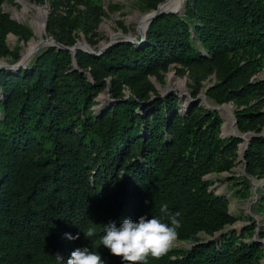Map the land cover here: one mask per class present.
<instances>
[{"label": "trees", "instance_id": "obj_1", "mask_svg": "<svg viewBox=\"0 0 264 264\" xmlns=\"http://www.w3.org/2000/svg\"><path fill=\"white\" fill-rule=\"evenodd\" d=\"M137 1L151 10L163 0ZM183 7L154 17L142 43H112L99 54L48 45L26 66L0 68V264H61L57 254L66 264L85 246L105 264H124L100 244L104 225L161 216L165 203L181 213L177 240L192 245L147 264L264 259V227L254 222L215 238L198 236H213L236 220L228 197L211 191L206 175L229 171L242 139L221 135L222 117L199 102L183 109L173 92L152 98L147 77L171 64L214 69L207 95L234 102L238 130L258 132L263 113L249 101L264 90V79L252 78L264 63V0H187ZM48 28L59 43L74 42L70 18L63 25L52 16ZM9 32L31 35L0 6V58L11 54ZM237 55L243 62L233 61ZM107 77L112 99L93 113ZM242 155L246 174L264 178V136H251ZM241 184L248 195L249 179ZM256 207L264 213V196ZM90 227L96 235L87 238Z\"/></svg>", "mask_w": 264, "mask_h": 264}, {"label": "rangeland", "instance_id": "obj_2", "mask_svg": "<svg viewBox=\"0 0 264 264\" xmlns=\"http://www.w3.org/2000/svg\"><path fill=\"white\" fill-rule=\"evenodd\" d=\"M89 2L91 0H2L0 5L1 10L7 13L9 18L26 25L31 30V35L29 38L24 39L13 32H9L6 42L8 48L11 50V54L0 58V63L5 62L12 65L22 60L21 66H26L40 49L51 45V43H59L50 34L48 28V22L52 16L59 18L63 25H65L66 18H70L76 25V28L71 33L74 42L66 46L77 45V49L99 51L110 42L116 43L128 40L138 43L142 41L144 37L142 33L146 30V27H142V22L144 18L150 16V10L142 9L137 0H98V8H91L88 4ZM181 4L180 6L184 5V0ZM40 11L44 12L42 36L46 40L51 39V43L48 42L41 45L42 47L39 46L34 51L37 52H33L27 58L24 57L26 47L34 39L40 41L41 35L36 32L35 24H33L35 18H38ZM238 60L243 62L239 55L233 58V61ZM9 68L15 69L14 67ZM147 77L152 84V89L149 91L152 98L157 95L163 96L173 92L180 97V106L183 109L193 103L199 102L203 107L218 112L223 119L221 135L228 136L231 133L224 134V117L215 106H229L231 108L233 118L228 121L227 128L235 127L239 134L242 135L247 134L250 136L251 133H258L264 136V124L261 125L258 132H254V130L241 132L238 130L234 114L236 104L232 101L218 103L207 95L209 86L214 85L216 82V72L214 69L210 72L207 68L204 69L203 67L189 70L182 68L179 64H171L167 69L159 70L158 73L152 72ZM89 78L91 77L89 76ZM252 78L264 79V63ZM109 81L110 79L107 77L104 89L95 97V104L92 107L93 113H98L103 106L111 101ZM194 91H196V94L192 95ZM131 93L132 90L130 88H124L126 96L131 95ZM249 104L255 105V107L260 109L263 113L262 119L264 120V90L259 97L251 98ZM242 106L244 105L240 107ZM240 144L241 146L245 145L243 139L239 143V155L236 163L229 171L212 172L206 175V177L213 181L210 185V190L228 197L229 212L236 217V220L231 225H226L223 229L215 232L213 236L199 232L198 236L201 239L207 240L218 237L220 233L225 232L229 228L240 229L243 225L250 222L256 223L257 228L264 227V213L260 212L256 207L260 198L264 196V178L257 179L246 174L242 161L243 150L241 151ZM245 178L249 179L250 190L246 196L242 195L243 185L241 184ZM254 238L259 239L256 234ZM191 245L192 242L190 241L176 239L172 248H188Z\"/></svg>", "mask_w": 264, "mask_h": 264}, {"label": "clouds", "instance_id": "obj_3", "mask_svg": "<svg viewBox=\"0 0 264 264\" xmlns=\"http://www.w3.org/2000/svg\"><path fill=\"white\" fill-rule=\"evenodd\" d=\"M160 213L161 216L153 215L151 219L147 215L140 216L138 221L124 219L119 226L114 221L104 225L100 244L108 248L112 255L121 257L124 264H147L149 257L157 260L164 257L178 237L177 230L181 227L178 218L181 213L170 212L166 203L160 206ZM84 234L87 238H92L96 232L90 227ZM64 235L68 240L80 238L79 234ZM56 258L63 264L64 258L60 254ZM66 264H105V261L99 252L85 246L72 251Z\"/></svg>", "mask_w": 264, "mask_h": 264}, {"label": "bare ground", "instance_id": "obj_4", "mask_svg": "<svg viewBox=\"0 0 264 264\" xmlns=\"http://www.w3.org/2000/svg\"><path fill=\"white\" fill-rule=\"evenodd\" d=\"M181 3H183V0H166L163 3L162 8L163 9H168V10H179L180 5H182ZM149 14H151V13L149 12ZM148 19H149V17L144 18V20L142 22V27L143 28L146 27ZM43 23H44V12L40 11V14L38 15V18H35V21L33 23V24H35L36 32L41 35L40 41H37V40L34 39L32 42H30L29 46L26 47V50L24 51V57L29 58L39 46H41L43 44H46L48 42L51 43L50 42L51 39L46 40L44 38V36H42ZM75 46H77V45H75ZM36 52H34V53H36ZM1 63H5V62H1ZM215 107H216V109H218L221 112L222 116L224 117V121H225V123H224V134L239 133L235 127H233V128H229V127L227 128L226 127L228 121L232 120V118H233V114H232L231 108L229 106H215ZM242 136L243 137H241V138L244 140V142L246 144V140H247V138L249 136L247 134L246 135H242ZM244 147H245V145L243 144L241 146V151L243 150Z\"/></svg>", "mask_w": 264, "mask_h": 264}, {"label": "water", "instance_id": "obj_5", "mask_svg": "<svg viewBox=\"0 0 264 264\" xmlns=\"http://www.w3.org/2000/svg\"><path fill=\"white\" fill-rule=\"evenodd\" d=\"M166 0H163L161 2H159L156 6V8L154 9H151L150 10V16H149V19H148V23H147V26H146V29L148 27V24L150 23V21L156 17L157 15H160V14H163V13H166V12H174V13H180L181 12V9L183 6H180L179 10H168V9H163L162 8V5L163 3L165 2ZM186 0H184V3H185ZM145 31H143V36L145 35ZM138 43H142V41H139ZM112 42L108 43L102 50H99V51H94V50H91V49H87L86 51L90 52V53H95V54H99L101 53V51H103L106 47H108L109 45H111ZM51 45H56L57 47H63V48H67L69 49L73 54L75 53V50L78 48L77 46L73 45V46H66V45H62L61 43H57V44H53L51 43ZM23 61H18L17 63L15 64H7V63H0V68L1 67H6V68H9V67H14V68H19L20 65H22ZM74 68H76V65L74 63ZM230 135H233V136H236V137H242V134H239V133H231ZM253 135H259L258 133L254 134V133H251L250 136L247 138L246 140V144L245 146L247 145L248 143V140L251 136ZM243 156V155H242ZM216 193V192H215Z\"/></svg>", "mask_w": 264, "mask_h": 264}]
</instances>
